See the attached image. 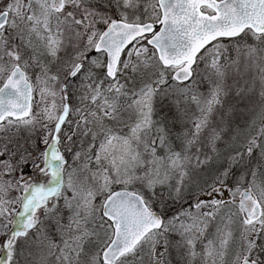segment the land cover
<instances>
[{
	"label": "snow or ice",
	"instance_id": "snow-or-ice-1",
	"mask_svg": "<svg viewBox=\"0 0 264 264\" xmlns=\"http://www.w3.org/2000/svg\"><path fill=\"white\" fill-rule=\"evenodd\" d=\"M0 132V264H264V0H0Z\"/></svg>",
	"mask_w": 264,
	"mask_h": 264
},
{
	"label": "rangeland",
	"instance_id": "rangeland-1",
	"mask_svg": "<svg viewBox=\"0 0 264 264\" xmlns=\"http://www.w3.org/2000/svg\"><path fill=\"white\" fill-rule=\"evenodd\" d=\"M236 40H239V38L235 39ZM235 41H231L230 43H227L225 42V46L226 48L229 49L228 52L225 53V56H224V59L227 63L231 64L232 61H236L237 59H243L242 56H238V53L236 51V44H235ZM248 42H252L254 43V41H251V38L249 37L248 38ZM199 72L201 74H203L205 72V64L201 61L200 62V67H199ZM239 76H243V77H246L247 76V70L244 69V67L241 65L240 67V71H239ZM230 77L231 78H239L237 76V71H236V68L235 66H233L231 69H230ZM76 83V86L79 85V82H75ZM241 83H243V80H241ZM140 84V77H136V82H135V85H133V83L130 81L129 84H128V87L131 88L133 86H136L138 87ZM259 111V107L256 106L254 109H250L248 114L246 115L245 119L246 120H252L254 118H257L255 116V113ZM126 117H127V113L125 114ZM242 125L244 123V121H239ZM15 131V130H14ZM11 134V133H10ZM29 135V133L24 130V129H20V131L18 133H16V136L17 138H20V137H27ZM4 136V133L3 132H0V137ZM23 142V141H21ZM76 147H79V144H77ZM69 160H71V157L69 156ZM250 179V177H249ZM224 199H229V193L227 191H225L224 193ZM194 203V201H192ZM187 204L188 202L186 201L185 202V207H187ZM178 205L176 206H173V207H170L168 209V213L167 215L170 217L171 215H173L177 209ZM228 212V209L225 208V209H222L221 210V214H226ZM219 222V217L217 218V221L216 222H213V225L209 228V232L212 233L215 231V224ZM174 239H179V237H174ZM238 251V241H237V244L232 248V250L229 252V254L225 257V261H226V264H231V260L233 259L234 257V253ZM170 259L172 260V264H176V260H177V257L175 255V252H173L172 256L170 257Z\"/></svg>",
	"mask_w": 264,
	"mask_h": 264
},
{
	"label": "trees",
	"instance_id": "trees-1",
	"mask_svg": "<svg viewBox=\"0 0 264 264\" xmlns=\"http://www.w3.org/2000/svg\"><path fill=\"white\" fill-rule=\"evenodd\" d=\"M162 111H163V114H165V115H171V111H174V110H170L167 106H165ZM177 127H179V126H177Z\"/></svg>",
	"mask_w": 264,
	"mask_h": 264
},
{
	"label": "flooded vegetation",
	"instance_id": "flooded-vegetation-1",
	"mask_svg": "<svg viewBox=\"0 0 264 264\" xmlns=\"http://www.w3.org/2000/svg\"><path fill=\"white\" fill-rule=\"evenodd\" d=\"M231 41H235V39H232V40H223V43H225V42L230 43Z\"/></svg>",
	"mask_w": 264,
	"mask_h": 264
},
{
	"label": "water",
	"instance_id": "water-1",
	"mask_svg": "<svg viewBox=\"0 0 264 264\" xmlns=\"http://www.w3.org/2000/svg\"><path fill=\"white\" fill-rule=\"evenodd\" d=\"M238 38V37H237ZM235 39V38H234ZM224 40H230V39H228V38H225ZM150 47V46H149Z\"/></svg>",
	"mask_w": 264,
	"mask_h": 264
}]
</instances>
